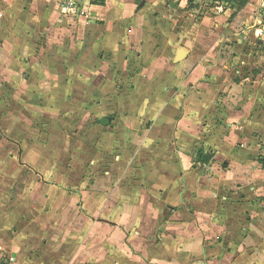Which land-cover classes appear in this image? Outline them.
I'll list each match as a JSON object with an SVG mask.
<instances>
[{
	"label": "crops",
	"instance_id": "1",
	"mask_svg": "<svg viewBox=\"0 0 264 264\" xmlns=\"http://www.w3.org/2000/svg\"><path fill=\"white\" fill-rule=\"evenodd\" d=\"M82 3L81 19L89 20V27L77 30L82 46L83 40L95 42L96 50L119 65L143 67L140 76L159 75L131 95V123L126 125L131 131L123 125L131 134V150L123 151L131 152L127 166L125 156L117 155L105 173L99 162L93 163L97 176L90 177V185L89 176L67 179L80 183L64 191L81 203L70 205L81 216L55 221L41 244L23 236L24 243L13 246L15 256L0 255L9 264H264V236L251 248L248 237L238 240L232 227L215 219L222 202L231 205L238 196L235 185L249 182L240 200L254 201L250 205L261 212L246 225L264 227L263 84L261 92L248 88L245 77L228 87V80L219 77L228 73L227 66L219 65L207 45L206 54L194 55L200 50L173 41L160 12L149 19L141 16L147 0ZM185 67L179 88L172 68ZM169 76L171 86L166 85ZM186 84L192 90L185 95ZM157 85L164 92L156 91ZM167 97L169 102H163ZM141 116L147 125L137 123ZM199 149L213 154V160L198 161ZM198 164L210 165L204 171Z\"/></svg>",
	"mask_w": 264,
	"mask_h": 264
},
{
	"label": "rangeland",
	"instance_id": "2",
	"mask_svg": "<svg viewBox=\"0 0 264 264\" xmlns=\"http://www.w3.org/2000/svg\"><path fill=\"white\" fill-rule=\"evenodd\" d=\"M59 1L0 0V253L14 256L13 246L24 243L23 236L41 244L55 221L81 216L80 209H70L71 203L80 202L64 191L80 183L67 179L89 176L90 185V177L97 176L93 163L99 162L105 173L117 155L125 156L127 166L131 152L123 151L131 150V134L124 128L131 131L126 127L131 123L127 116L131 95L142 82L151 83L146 79L157 81L159 75L158 71L152 77L140 76L143 67L119 65L108 53L96 50L95 42L83 40L82 46L78 31L89 27V20L81 19V9L65 15ZM263 3L251 0L220 9L214 0H147L141 16L149 19L160 12L178 45L195 44L200 53L194 55L206 54L204 45L216 53L219 65L227 66L228 73L219 77L228 80V87L249 77L245 86L261 92L264 39L257 20L264 14ZM172 70L182 88L178 77L181 72L185 77L186 67ZM185 87L181 92L186 95L192 88ZM155 88L165 90L163 85ZM167 98L163 102H169ZM144 105L143 99L140 107ZM146 119L141 116L137 123L147 125ZM125 139V144L120 142ZM209 165L197 166L207 171ZM235 186L238 196L231 205L224 200L215 219L232 227L238 240L248 237L255 248L264 227L246 224L261 209L250 205L254 201L240 200L239 194L251 183Z\"/></svg>",
	"mask_w": 264,
	"mask_h": 264
},
{
	"label": "built area",
	"instance_id": "3",
	"mask_svg": "<svg viewBox=\"0 0 264 264\" xmlns=\"http://www.w3.org/2000/svg\"><path fill=\"white\" fill-rule=\"evenodd\" d=\"M214 1L216 4L220 5V9H222L223 5H232V4L239 5L242 2L249 3L251 0H214ZM60 3H61L62 11L65 15L77 14L80 9L82 10V12L84 10L82 0H60ZM257 26H258V33L260 38L264 39V14L259 15L257 20ZM0 264H6L4 255H0Z\"/></svg>",
	"mask_w": 264,
	"mask_h": 264
},
{
	"label": "trees",
	"instance_id": "4",
	"mask_svg": "<svg viewBox=\"0 0 264 264\" xmlns=\"http://www.w3.org/2000/svg\"><path fill=\"white\" fill-rule=\"evenodd\" d=\"M88 1L93 5L103 6L106 4V0H88ZM242 3H246V2H242ZM213 158H214V155L211 154L210 152H205L204 149H199L197 152V160L201 161L202 163H208L211 160H213ZM261 160L264 165V157H262Z\"/></svg>",
	"mask_w": 264,
	"mask_h": 264
}]
</instances>
